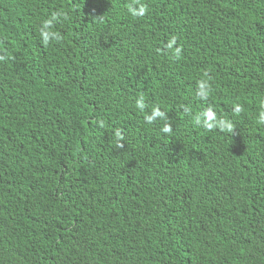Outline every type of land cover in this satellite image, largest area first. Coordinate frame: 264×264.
<instances>
[{
    "label": "trees",
    "instance_id": "1",
    "mask_svg": "<svg viewBox=\"0 0 264 264\" xmlns=\"http://www.w3.org/2000/svg\"><path fill=\"white\" fill-rule=\"evenodd\" d=\"M129 2L0 0V264H264V0ZM208 107L235 135L193 123Z\"/></svg>",
    "mask_w": 264,
    "mask_h": 264
},
{
    "label": "clouds",
    "instance_id": "2",
    "mask_svg": "<svg viewBox=\"0 0 264 264\" xmlns=\"http://www.w3.org/2000/svg\"><path fill=\"white\" fill-rule=\"evenodd\" d=\"M126 9L128 14L136 20H142L149 14L147 5L143 4L141 0H130V2L126 5ZM69 18L70 17L67 12L60 10L52 12L48 18L41 22L39 36L45 47L49 46L53 42L60 43L63 40L61 33L55 29L57 24H59L61 21H68ZM102 18L103 17H99L96 19L101 20ZM176 45L177 37L174 36L165 45V49L168 53H171V58L174 60H179L181 59L183 49L176 47ZM9 59H11V57L8 56L7 53L0 54V63H7ZM202 77L203 78L199 79L196 84V96L199 100L207 102L213 94V87L211 84L212 78L206 71L203 72ZM135 107L141 113L146 112L148 105H146L143 96L137 99ZM259 109L257 123L264 126V100L259 102ZM243 112L244 108L242 105L239 103L233 105L234 116H240ZM144 120L150 125L154 124L157 120L164 121V124L161 128L162 133L165 135H171L173 132L171 121L168 119L167 114L162 111L158 105H153L151 107L150 113L144 115ZM98 123L101 128L104 127L103 122ZM193 123L209 132L219 130L220 133H227L231 134L232 136L236 133V128L232 121L227 118L218 117L212 107H208L197 114L193 118ZM115 138L117 141L116 147L123 149L124 145L123 143H120V141H123L125 137L122 135L120 129L115 131Z\"/></svg>",
    "mask_w": 264,
    "mask_h": 264
}]
</instances>
